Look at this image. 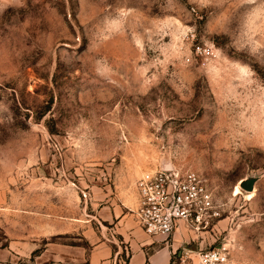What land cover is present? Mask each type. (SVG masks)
<instances>
[{"label":"rangeland","instance_id":"rangeland-1","mask_svg":"<svg viewBox=\"0 0 264 264\" xmlns=\"http://www.w3.org/2000/svg\"><path fill=\"white\" fill-rule=\"evenodd\" d=\"M164 167L222 212L172 264L222 243L264 264V0H0V264H128L114 208L139 227L124 199Z\"/></svg>","mask_w":264,"mask_h":264},{"label":"built area","instance_id":"built-area-1","mask_svg":"<svg viewBox=\"0 0 264 264\" xmlns=\"http://www.w3.org/2000/svg\"><path fill=\"white\" fill-rule=\"evenodd\" d=\"M194 54L197 58H208L214 56V50L196 46ZM137 189V206L130 212L143 232L156 242L169 243L183 228L195 234L208 232L222 217L206 180L191 169L164 167L145 173L137 181ZM190 251L184 249L175 264H239L226 243L191 251L192 254Z\"/></svg>","mask_w":264,"mask_h":264},{"label":"crops","instance_id":"crops-1","mask_svg":"<svg viewBox=\"0 0 264 264\" xmlns=\"http://www.w3.org/2000/svg\"><path fill=\"white\" fill-rule=\"evenodd\" d=\"M124 200L123 206L133 207L137 203V195L126 196ZM114 210L118 219L117 231L119 235L126 237L130 243L132 254L128 264H172V252L176 249L172 247L175 246V243L173 245L159 244L155 238L145 234L140 227H136L134 222H130V219L127 220V216L122 215L121 205H117ZM130 227H132L131 230H129ZM110 254L111 250L108 247H104L102 244H94L90 262L91 264H100Z\"/></svg>","mask_w":264,"mask_h":264},{"label":"water","instance_id":"water-1","mask_svg":"<svg viewBox=\"0 0 264 264\" xmlns=\"http://www.w3.org/2000/svg\"><path fill=\"white\" fill-rule=\"evenodd\" d=\"M166 168H170V167H166ZM257 178H246L241 180L240 182V186L243 190L247 191V192H251L255 189V184H256Z\"/></svg>","mask_w":264,"mask_h":264},{"label":"bare ground","instance_id":"bare-ground-1","mask_svg":"<svg viewBox=\"0 0 264 264\" xmlns=\"http://www.w3.org/2000/svg\"><path fill=\"white\" fill-rule=\"evenodd\" d=\"M255 190V189H254ZM252 192V191H251ZM242 193L240 185L236 187V195ZM248 196V195H247ZM249 196H251V194H249Z\"/></svg>","mask_w":264,"mask_h":264}]
</instances>
